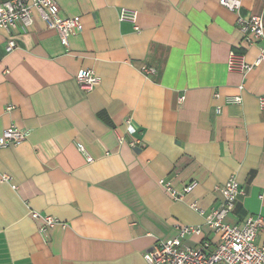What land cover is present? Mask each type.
<instances>
[{
    "label": "crops",
    "instance_id": "1",
    "mask_svg": "<svg viewBox=\"0 0 264 264\" xmlns=\"http://www.w3.org/2000/svg\"><path fill=\"white\" fill-rule=\"evenodd\" d=\"M240 2L238 15L264 25V0ZM56 3L62 17L80 19L66 48L35 12L29 27L9 32L11 52L0 29V136L11 126L28 134L0 146V264H146L143 254L176 238L178 226L201 230L185 245L215 246L190 205L219 206L218 187L231 176L245 195L224 223L264 220V62L245 74L226 70L230 51L249 64L258 57L236 12L218 0ZM121 9L137 12L138 33L119 21ZM82 70L98 79L86 93L75 80ZM233 97L241 102L228 103ZM160 180L177 192L198 186L174 201ZM30 211L59 223L44 238ZM256 244L264 246V225Z\"/></svg>",
    "mask_w": 264,
    "mask_h": 264
},
{
    "label": "built area",
    "instance_id": "2",
    "mask_svg": "<svg viewBox=\"0 0 264 264\" xmlns=\"http://www.w3.org/2000/svg\"><path fill=\"white\" fill-rule=\"evenodd\" d=\"M218 4L231 12H236V14L241 7L240 0H218ZM34 12L41 18L48 30L57 33L60 44L65 48L70 36L80 29L79 17H62L56 0H8L0 3V29L8 34L5 47L7 53L15 48L13 37L9 35V32L17 23L24 28L29 27L32 24L31 16ZM118 19L120 22L130 23L135 33L139 32L137 12L121 9ZM236 24L245 44L258 48V57L252 64H249L244 55L230 51L226 59V70L230 73L245 74L264 62V46L262 45L264 43V25L259 16L244 18L238 14ZM140 71L145 76L154 73L152 69L145 66L141 67ZM75 80L84 93L91 91L98 84L97 77L90 70L78 72ZM182 101L183 98H180L179 102ZM240 102V97L228 99L230 104H239ZM258 103L263 110L264 95L258 97ZM7 110L10 108L8 107ZM124 125L128 135L131 136L135 133V128L129 118L124 121ZM27 135V132L11 126L0 136V146L18 145L26 139ZM118 141L119 144L123 143L122 139ZM128 145L135 148L139 142L132 140ZM78 150L85 156L87 163L92 161L83 147L79 146ZM159 184L174 201H180L198 186L197 182L192 181L180 192H177L163 180H160ZM218 191L222 202L209 212L205 213L198 209L195 203L190 205L204 218L205 225L218 236L217 244L211 246L208 242L203 241L197 247L185 245L182 242L185 238L200 236L201 230L192 226H178L176 238L159 242L143 254L146 264H264V246L256 244V237L264 225L263 218L261 216L249 217L236 225L224 223L225 218L233 210L236 200L244 196L245 192L233 176L219 186ZM28 217L34 221H42L43 225L38 229V233L44 238L47 230L59 223L55 218L42 216L33 211L28 213Z\"/></svg>",
    "mask_w": 264,
    "mask_h": 264
}]
</instances>
